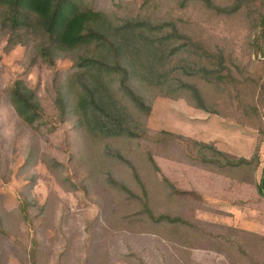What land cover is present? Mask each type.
Instances as JSON below:
<instances>
[{
  "label": "rangeland",
  "instance_id": "rangeland-1",
  "mask_svg": "<svg viewBox=\"0 0 264 264\" xmlns=\"http://www.w3.org/2000/svg\"><path fill=\"white\" fill-rule=\"evenodd\" d=\"M79 1L113 24L176 28L165 56L177 50L160 75L136 61L133 82L105 77L129 121L105 136L78 121L73 95L66 114L56 104L92 48L50 66L46 40L0 23V264H264V50L251 45L261 0H210L230 13L201 0ZM15 85L34 93L32 123Z\"/></svg>",
  "mask_w": 264,
  "mask_h": 264
},
{
  "label": "trees",
  "instance_id": "trees-1",
  "mask_svg": "<svg viewBox=\"0 0 264 264\" xmlns=\"http://www.w3.org/2000/svg\"><path fill=\"white\" fill-rule=\"evenodd\" d=\"M79 1V0H78ZM77 0H0V23L8 24L13 31L24 30L41 36L46 40L45 62L54 65V56L57 54L78 49H90L91 51L74 58L75 71L68 77L64 84V94L56 100L57 107L62 115L67 111V97L73 95L74 112L81 124L90 129L102 132L105 136L112 134L122 135V125L129 122L122 117L113 100L110 81L105 82V77L110 73H121L123 80L132 82L138 77L136 61L146 65V76L151 78L155 74L163 72L162 60L175 56L177 50L170 49L165 41H173L176 28H172L171 35L162 37L159 28L151 26L146 20L124 24H113L110 18L92 8L80 6ZM192 0H181L182 7ZM208 8H213L220 13H230L228 9L215 7L210 0H201ZM234 8L232 12H236ZM256 34L251 41L255 54H263L264 50V0H261L260 10L256 23ZM179 49V48H178ZM53 53V54H52ZM51 54V55H50ZM54 55V56H53ZM161 62V64H160ZM76 81V82H75ZM74 84H79L77 90ZM124 86L125 83L121 82ZM194 97V101L200 107L202 99L198 90L191 85L184 87ZM127 95L135 104H138L145 112L149 111L142 100L130 89L125 87ZM65 95V97H64ZM10 97L16 111L23 119L32 123L39 116L38 103L34 93L19 85L13 86ZM139 108V107H138ZM77 121V122H78ZM126 123L125 125H127ZM124 130V129H123ZM256 162L254 156L249 162ZM258 194L264 198V165L262 176L257 185Z\"/></svg>",
  "mask_w": 264,
  "mask_h": 264
}]
</instances>
